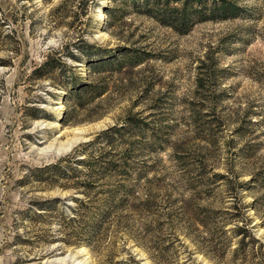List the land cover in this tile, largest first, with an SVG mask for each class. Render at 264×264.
<instances>
[{
    "label": "rangeland",
    "instance_id": "374dc122",
    "mask_svg": "<svg viewBox=\"0 0 264 264\" xmlns=\"http://www.w3.org/2000/svg\"><path fill=\"white\" fill-rule=\"evenodd\" d=\"M224 1L0 0V264H264V0Z\"/></svg>",
    "mask_w": 264,
    "mask_h": 264
},
{
    "label": "trees",
    "instance_id": "16d2710c",
    "mask_svg": "<svg viewBox=\"0 0 264 264\" xmlns=\"http://www.w3.org/2000/svg\"><path fill=\"white\" fill-rule=\"evenodd\" d=\"M148 2H150L149 5H157L161 3H165L164 5L167 6V3L170 2H178L180 1L182 4L181 6L178 7H165L164 8V12L168 13L166 18L169 17L171 15V13H177L179 15L175 16L176 18H180L182 19H188L191 22L190 23H194L197 21H203L208 19V17H212V18H228V17H232V16H236L238 12L237 7H234L232 9V12H229L228 10V1H224V0H220V6L217 7H213L210 12V14H207V12H205L203 10V8H206L207 5L204 4L205 0H147ZM197 1L200 2L199 6H197V8H193V3ZM208 7V6H207ZM182 10V11H180ZM145 11L152 13L153 9L152 8H145ZM180 11V12H179ZM236 13V14H235ZM211 15V16H210ZM172 17V16H171ZM169 19V18H168ZM49 61H47L46 63H48ZM48 168L49 170H51L53 172V174H56L57 172H59L61 170V168L59 166L56 165H50L48 167H45V169ZM36 208L38 210H43L46 209L45 206H43L42 204H38L36 205ZM43 212H34L35 215L37 216H41ZM239 247H237L235 250H238ZM133 258V257H132ZM135 263H138L137 260H134Z\"/></svg>",
    "mask_w": 264,
    "mask_h": 264
}]
</instances>
